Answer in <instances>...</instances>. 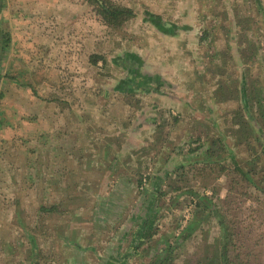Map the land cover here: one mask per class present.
<instances>
[{
	"label": "rangeland",
	"instance_id": "374dc122",
	"mask_svg": "<svg viewBox=\"0 0 264 264\" xmlns=\"http://www.w3.org/2000/svg\"><path fill=\"white\" fill-rule=\"evenodd\" d=\"M93 1L0 0V264H264V0ZM172 65L197 107L156 104Z\"/></svg>",
	"mask_w": 264,
	"mask_h": 264
},
{
	"label": "crops",
	"instance_id": "0c3cea01",
	"mask_svg": "<svg viewBox=\"0 0 264 264\" xmlns=\"http://www.w3.org/2000/svg\"><path fill=\"white\" fill-rule=\"evenodd\" d=\"M161 20H162V22L159 25L161 27H158V28H163L164 27V29H166V30L170 29V28H172V29L180 28V29H182V31H184V35H186V37L190 41L191 40H195V38L198 37V36L196 37V35L194 34V31L192 29L193 25L192 26H189V25L187 26V23H184L183 25L182 24H177L176 25V23H173L172 21H168V22L165 21V19H163L162 17H161ZM152 23L155 26H157L153 21H152ZM217 25L219 26L220 22ZM220 26L219 27L215 26L216 28L215 27L213 28L214 29L213 33L223 34V32H221V27ZM236 29H238V28L236 27ZM202 32H204V31H202ZM224 33L227 34L225 31H224ZM227 35H229V36L231 35V37H233V38H231V41L229 40L230 42L228 44V45L231 44L230 51L232 52V59H230V61L227 63L226 67H222V68L218 67V68L219 69H224L223 71H224L225 74H230V75H233L234 77L237 76L238 82H241V77H243L242 76L243 72H242V69H241V55H240L241 54L240 51L242 50V47H241V44H240L241 40H240V37H238L239 34H236L235 32L233 34L232 28H231V31ZM250 35L253 36L252 33H250ZM201 46H203L204 50L206 49V44L204 42H202ZM220 46L221 45H218V47H220ZM194 47L195 46H191V44H190V49L191 50L189 48H188V50H190V51H185L184 50L187 53V54L184 55V58H183L184 59V63L187 62L186 58H188L189 61H192L195 58L203 57L202 54H200V53H198L196 51L194 52ZM223 50H224V47H223ZM220 51H222V49H220ZM174 53H177V55L179 57H182V55H180L181 52H174ZM210 57H211V54L208 56V58H210ZM221 58H222V56H221ZM217 63L220 64L219 61ZM183 65H186V64H183ZM195 65H196V67H195L194 72L196 70L197 71L200 70L199 72H201V74H203L205 72V70H206L205 69V63H203L202 61H197L196 60V64H194V66ZM171 67L175 69V72L173 73V76H172V74L169 75V76H166L164 74L160 75L158 73L157 76L147 77V79H148L147 83L152 82L153 81L152 78H155L156 80H158V82H153V83H158V84L161 83L163 85L162 90L159 92L160 95H162V97L160 96L161 97L160 101L155 99L156 104L160 105V108L164 107V108H169V109H174V108L180 109V108H187V107H190V106H196L197 107V103L191 102V100L194 99L196 101L197 99H199L201 101V99H202L201 95L202 94L193 95L192 92L188 91V89L190 87L189 82L192 83L191 86L193 87V89L196 88L197 82L189 81L190 80V78H189L190 75L188 77L187 76L188 74H182V71L178 70L179 66L175 67L174 65H172ZM246 73H248V72L246 71ZM129 74H130V72H129ZM127 76H128V73H127ZM137 76H142L143 77V74H141V75L138 74ZM183 77H184V79H183ZM170 79H174V84H171L172 81ZM120 82H121L120 84L115 85L113 87V88L118 87L119 89L117 88V91L121 90L122 88H126V87H124L123 81H120ZM184 83L186 84V86H185V89H182L180 86H183ZM132 85L134 86V84H132ZM134 87H136V89H139L141 86H134ZM148 88L150 89V87H148ZM244 88H245V86H244ZM165 89H166L167 92L163 91ZM243 92H245V91H243ZM214 111H216V109ZM215 115H216V112L213 115H211L212 118ZM129 153L130 152H128V151H121L120 155H123V154L125 155V154H129ZM118 214H121V213L118 212ZM109 216H110L109 220H110L111 223L118 222L121 219L120 217L112 219V215H109ZM113 242H116V244H114ZM113 242H112L111 246H113L114 248L118 249V247H119L118 239H115ZM118 251H119V253H116L115 256H112L111 258H107V259H102L103 260V264H121L122 261H123V255L126 252V249L125 248H119ZM79 258L80 259H84V261H83L84 264H89L88 263L89 261H88V258L86 257V255H80ZM80 259H79V261H80Z\"/></svg>",
	"mask_w": 264,
	"mask_h": 264
},
{
	"label": "trees",
	"instance_id": "16d2710c",
	"mask_svg": "<svg viewBox=\"0 0 264 264\" xmlns=\"http://www.w3.org/2000/svg\"><path fill=\"white\" fill-rule=\"evenodd\" d=\"M92 1V0H90ZM93 3L97 4L99 8H101L103 10V12L108 15L110 18L107 19V23H109L110 25H116V23L119 21H113L112 22V18L114 19H118L120 17H122L120 20H123V21H127L125 18H123V16L127 15L128 13H132L130 11V9H127L126 7H123V8H116L114 10H112L111 8L108 9V8H105L102 0H94ZM104 8V9H103ZM152 21L156 24V25H160L162 20L160 19V17L158 16H154V17H151Z\"/></svg>",
	"mask_w": 264,
	"mask_h": 264
}]
</instances>
